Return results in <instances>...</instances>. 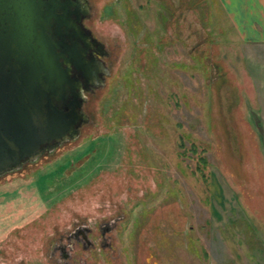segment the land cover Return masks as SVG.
Wrapping results in <instances>:
<instances>
[{"label":"rangeland","instance_id":"374dc122","mask_svg":"<svg viewBox=\"0 0 264 264\" xmlns=\"http://www.w3.org/2000/svg\"><path fill=\"white\" fill-rule=\"evenodd\" d=\"M89 4L109 72L76 137L0 174V264H58L77 226L87 263L264 264V115L213 0Z\"/></svg>","mask_w":264,"mask_h":264},{"label":"water","instance_id":"95a60500","mask_svg":"<svg viewBox=\"0 0 264 264\" xmlns=\"http://www.w3.org/2000/svg\"><path fill=\"white\" fill-rule=\"evenodd\" d=\"M85 3L0 0V174L76 137L87 120L80 108L88 87L71 68L95 87L107 68L84 58L75 39Z\"/></svg>","mask_w":264,"mask_h":264},{"label":"crops","instance_id":"0c3cea01","mask_svg":"<svg viewBox=\"0 0 264 264\" xmlns=\"http://www.w3.org/2000/svg\"><path fill=\"white\" fill-rule=\"evenodd\" d=\"M213 4L229 28V41H233V52L228 55L244 59L239 76L233 70V81L247 90L245 103L241 93L238 96V105L244 106L242 119L260 122L264 115V0H213ZM210 29L221 32L215 26Z\"/></svg>","mask_w":264,"mask_h":264},{"label":"flooded vegetation","instance_id":"af4514ba","mask_svg":"<svg viewBox=\"0 0 264 264\" xmlns=\"http://www.w3.org/2000/svg\"><path fill=\"white\" fill-rule=\"evenodd\" d=\"M62 1L70 2V0H62ZM85 1H86L85 4L87 5V12L85 13V15L80 13L81 19H80L79 24H80V27L82 29H81V32L75 34V39L78 42L79 48L82 50V56L84 58L89 59V60L93 58L97 61L96 63L99 62V64L101 66H105L107 68V73H101V72L97 73V76L99 78L103 79V82H104V78L109 72V69H108V67L104 61V56L107 55L108 52L105 48L104 43L97 36H95L92 33V31L90 30V28L85 24V19L87 17H89V14H90L89 0H85ZM71 17L72 18L74 17L72 13H71ZM70 29H68V31H70ZM84 35H86V37L89 36L90 37L89 40L85 39ZM71 75L73 77L79 79L81 81L82 86L87 85L88 88H85L84 86L82 88V93H83L84 99L86 97L87 92H91L96 88L93 84L87 83L85 81L84 76L81 74L80 70L72 67L71 68ZM84 99L82 100V103H83ZM82 103H81V107H82ZM80 110L83 111L82 108H80ZM83 122H85V121L79 122L77 129L79 128L80 124H82ZM70 139H72V138H70ZM59 144L54 145L53 148H55ZM46 151L47 150H44L43 152H46ZM42 153H40L39 155H41ZM26 162H29V161H25L22 164H24ZM108 228H109L108 225L99 226L100 233H99L97 243L101 247L108 246V242H107V240H105L106 237L104 236V231L107 230ZM89 232H90V228L84 227V226H79V227L77 226V227H74L70 232H68L64 236L63 239H65V240L63 242H61L60 240L58 242H56V244L53 246V249L54 250L57 249V251H58V256L60 257L59 259L56 258V260H59L58 264H92L90 262L87 263L83 257L77 256V255L75 256L73 254V249L76 247L77 248L78 247L90 248L94 245L95 242L93 241V238H90V236L88 235ZM74 257H76V258H74ZM74 259H76L77 262H73Z\"/></svg>","mask_w":264,"mask_h":264}]
</instances>
